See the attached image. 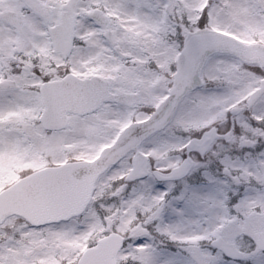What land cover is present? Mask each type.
<instances>
[{
  "label": "snow or ice",
  "instance_id": "1",
  "mask_svg": "<svg viewBox=\"0 0 264 264\" xmlns=\"http://www.w3.org/2000/svg\"><path fill=\"white\" fill-rule=\"evenodd\" d=\"M0 264H264V0H0Z\"/></svg>",
  "mask_w": 264,
  "mask_h": 264
}]
</instances>
